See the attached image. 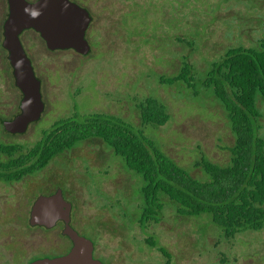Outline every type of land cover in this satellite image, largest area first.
I'll return each instance as SVG.
<instances>
[{
    "label": "rangeland",
    "instance_id": "rangeland-1",
    "mask_svg": "<svg viewBox=\"0 0 264 264\" xmlns=\"http://www.w3.org/2000/svg\"><path fill=\"white\" fill-rule=\"evenodd\" d=\"M92 21L90 53L49 50L32 29L20 34L41 80L45 109L23 133H10L9 119L22 96L7 51L1 46L7 0H0V140L24 145L64 116L108 111L140 123L136 104L156 97L169 113L163 125L144 133L167 155L190 166L200 153L223 162L232 133L219 109L182 81L164 84L187 60L200 69L227 48L253 46L264 34V0H74ZM260 134L264 136V102ZM100 140L90 139L55 156L37 173L0 183V264H28L63 254L70 242L62 224H28L32 202L60 187L72 202L71 224L94 242L104 264H264V228L224 236L208 215L177 219L170 207L158 223L138 226L141 176L122 167ZM163 250L170 256L167 258Z\"/></svg>",
    "mask_w": 264,
    "mask_h": 264
},
{
    "label": "trees",
    "instance_id": "trees-1",
    "mask_svg": "<svg viewBox=\"0 0 264 264\" xmlns=\"http://www.w3.org/2000/svg\"><path fill=\"white\" fill-rule=\"evenodd\" d=\"M164 84L182 81L194 95L201 89L207 103L222 113L233 141L217 162L200 153L190 166L180 164L144 133L147 124L169 119L156 97L136 104L140 123L108 111L73 114L54 120L33 143L0 140V178L19 180L37 173L51 159L85 140L98 139L122 167L141 176L138 226L158 223L170 207L177 219L208 215L227 238L264 228V136L260 134L264 102V34L253 46H233L204 70L187 60ZM167 258L169 254L159 250Z\"/></svg>",
    "mask_w": 264,
    "mask_h": 264
},
{
    "label": "water",
    "instance_id": "water-1",
    "mask_svg": "<svg viewBox=\"0 0 264 264\" xmlns=\"http://www.w3.org/2000/svg\"><path fill=\"white\" fill-rule=\"evenodd\" d=\"M8 13L3 21L2 46L8 51L15 85L20 90V112L3 121L10 133H23L38 120L45 108L41 80L37 77L20 34L32 29L49 50L73 49L86 55L91 45L86 31L92 21L89 10L74 0H7ZM72 202L58 187L50 194H39L32 202L28 223L52 228L63 222L61 233L71 241L70 249L54 257L37 258L28 264H104L94 256V242L81 235L71 224Z\"/></svg>",
    "mask_w": 264,
    "mask_h": 264
},
{
    "label": "flooded vegetation",
    "instance_id": "flooded-vegetation-1",
    "mask_svg": "<svg viewBox=\"0 0 264 264\" xmlns=\"http://www.w3.org/2000/svg\"><path fill=\"white\" fill-rule=\"evenodd\" d=\"M7 6H8V4H7ZM8 13V12H7ZM3 24V23H2ZM2 32H3V29H2ZM2 36H3V33H2ZM2 39H3V37H2ZM1 46H2V40H1ZM3 47V46H2ZM3 49H5L4 47H3ZM6 50V49H5ZM7 51V50H6ZM7 59H8V51H7ZM8 63H9V65H10V62H9V59H8ZM22 97V96H21ZM20 100H21V98H20ZM20 100H19V103H18V107H17V109L18 110H16L15 112H14V114H12V116L9 118V119H12L13 117H15L19 112H20V106H19V104H20ZM45 109V108H44ZM5 119H3L2 120V125H3V121H4ZM3 181H4V183L5 182H11V181H14V180H7V179H4V178H0V183H3ZM57 189V188H56ZM55 189V190H56ZM55 190H53V191H55ZM52 191V192H53ZM52 192H50V193H52ZM50 193H48V194H50ZM67 199V198H66ZM68 200V199H67ZM73 206V205H72ZM71 212H72V210H71ZM29 218V217H28ZM59 223H61L62 224V227H63V222L62 221H58L57 223H56V225L55 226H57ZM29 224V223H28ZM30 225V224H29ZM31 227H41V228H44V229H51V228H46V227H44V226H40V225H34V226H32V225H30ZM54 226V227H55ZM62 227H61V230H62ZM53 228V227H52ZM62 234V233H61ZM63 235V234H62ZM63 236H65V237H67L66 235H63ZM68 238V237H67ZM68 240H69V242H70V244H69V246L67 247V249H66V251L63 253V254H65L69 249H70V247H71V241H70V239L68 238ZM61 255V254H60ZM56 256H58V255H56ZM52 257H54V256H52ZM40 258H42V257H40ZM35 259H37V258H35ZM35 259H33V260H35ZM33 260H31V261H33ZM30 261V262H31Z\"/></svg>",
    "mask_w": 264,
    "mask_h": 264
}]
</instances>
